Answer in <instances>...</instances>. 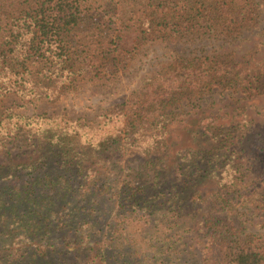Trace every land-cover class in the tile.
<instances>
[{
    "label": "trees",
    "instance_id": "16d2710c",
    "mask_svg": "<svg viewBox=\"0 0 264 264\" xmlns=\"http://www.w3.org/2000/svg\"><path fill=\"white\" fill-rule=\"evenodd\" d=\"M263 14L264 0H0V100L13 93L23 101L56 102L85 83L116 79L145 46L204 43L197 54L158 64L97 124L65 116H0V152L11 156L9 145L37 138L44 140L38 150L45 144L48 152L16 172L0 165V264H51L75 249L89 251L93 264H137L127 229L157 228L161 200L164 206L190 200L203 205L199 224L208 240L202 264H264V240L236 219L223 218L227 203L241 197L239 177L231 176V187L222 185L226 190L208 198L198 189L210 180L222 184L221 173L232 171L226 163L236 152L247 148L248 165L257 162L250 138L264 150L243 107L221 114L213 106L221 102L213 98L218 90L246 98L261 91L259 50L246 44ZM70 138L91 156L78 158ZM131 151L148 158L140 170L124 168ZM85 158L96 161L85 166ZM22 168L31 174L25 178ZM147 172L153 175L150 187L159 189L151 195L142 185L149 183ZM137 178L143 180L139 185ZM163 181L167 193L160 189ZM12 222L19 228L4 234Z\"/></svg>",
    "mask_w": 264,
    "mask_h": 264
},
{
    "label": "rangeland",
    "instance_id": "374dc122",
    "mask_svg": "<svg viewBox=\"0 0 264 264\" xmlns=\"http://www.w3.org/2000/svg\"><path fill=\"white\" fill-rule=\"evenodd\" d=\"M262 18L263 20L257 27V30L247 35L251 41L249 45H246L250 48L255 47V49L259 50V53L256 54V60L260 66L264 67V14ZM203 44L204 43L194 44L187 40H180L164 43L158 42L145 46L116 79L98 83H85L67 92L56 102H49L43 99L23 101L13 93L8 94L0 100V116L6 115L9 112L19 113L27 117L35 115H46L49 117L65 116L70 120L77 121L79 124H97L100 122V115L103 114V112L116 102L125 99L132 90L139 88L142 82L157 69L158 64L167 61L171 56L197 54L198 50L204 48ZM211 47H214L212 42L206 49H211ZM213 98L221 100L218 105H213L216 109L219 107L222 108L221 114H223V112L225 113L228 108L243 107L248 114V119L255 122V132L253 135L260 134L261 141L264 143V84L261 91L252 98L239 96L229 91L221 93V90L215 91ZM207 100L209 101L210 98ZM256 140V137L250 138V150L253 151L257 158V162L255 161L253 164L248 165L247 154L249 150H247V148H245V153L243 152L240 154L236 152L226 163V165L230 164L234 166L232 171L228 172L229 169L226 167V174L221 173V177L224 178L222 184L218 181L210 180L204 182L198 189H200L204 198H208L211 194L226 190L222 189V185L226 184L227 187H231L233 176L239 177L237 185L240 187L239 192L241 193V197L236 202L227 203L228 209L226 208L223 212V218L229 222H233L236 219V222H241L247 227V233H252L264 240V150L260 151L258 149L261 143L259 145L258 140ZM43 141V138H37L30 143L22 141V145L20 146L15 144L12 147L9 145L8 148L11 150V156H7L3 151L0 152V165L8 168V170H11L9 173H12L18 165L40 162L42 156L48 153L44 143L41 148L42 151H39L37 148L38 144H42ZM245 141V143H247V140ZM69 143L72 149H74L73 152L78 153V158L91 156L89 152L78 143L77 139L70 138ZM210 144H214V142ZM200 145L201 144L198 143L199 147ZM203 146L204 145L201 146V149ZM232 149L235 148L232 147ZM94 161H96L95 158H85L84 165L90 166ZM146 161H148L146 156L131 151L125 156L124 168L133 169V171L140 170ZM56 162L58 166V160H56ZM97 167H99L98 164ZM17 170L19 169L17 168ZM21 172L25 175V178L31 174L29 169L22 168ZM101 172H104L105 176L110 175L105 169H101ZM239 172H244V176L239 175ZM129 174L132 175L134 173L130 172ZM9 175L14 176L13 174ZM227 176H229L228 179H226ZM14 178L8 181H12L13 183ZM145 178L148 179L149 183L144 180L142 185L148 187V195L156 193L159 189L150 187V184L152 185L153 175L149 176L147 172ZM142 181L143 180L140 178H137L135 184L139 185ZM178 187L179 189H183L184 185L178 184ZM160 189L164 190L165 193L169 192L168 185H165V181L161 183ZM233 190L235 189L231 191ZM192 191H194V189H192ZM161 202L162 200L157 202L159 203L157 204L158 210L160 206H163L158 214L159 223L155 224L157 228L151 229L149 228L150 226L147 225L144 227L132 226L127 229L129 232L128 238H130L132 254L134 253L137 264H202L208 240L206 235L200 231L201 227L199 220L200 215L204 214L203 205L201 203L194 204L192 200L185 202L179 201L178 205L173 206H164L160 204ZM116 211V209L110 210L111 219L116 215ZM68 220L70 219L67 218L66 221ZM107 222V219L102 221V228L106 226ZM53 223L54 225L56 224L55 222ZM17 227L19 228L17 224L13 222L9 223L7 229L4 228L3 232L6 234L10 232L11 229ZM0 232H2L1 229ZM64 233H67V230L59 235H65ZM0 239H4V236L0 235ZM96 239L98 240L99 237H96ZM7 244L8 242L1 241V246L3 245V249L5 248L4 250H6ZM25 246L27 250L29 245L26 243ZM7 250L15 253L14 247L11 244L7 246ZM65 258L66 259L63 260L66 261L67 264H93L91 260L92 257H89V251L85 249L80 251L79 249L72 250ZM63 260L55 261L51 264H60ZM30 261H32V259L19 264H29ZM111 262H113V259H111ZM4 264L7 263L4 262ZM38 264L50 263L44 261L38 262Z\"/></svg>",
    "mask_w": 264,
    "mask_h": 264
}]
</instances>
